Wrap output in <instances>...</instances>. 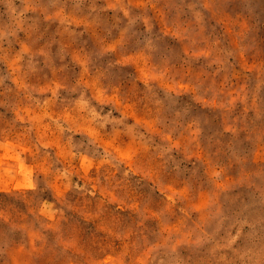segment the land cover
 <instances>
[{"label":"clouds","instance_id":"obj_1","mask_svg":"<svg viewBox=\"0 0 264 264\" xmlns=\"http://www.w3.org/2000/svg\"><path fill=\"white\" fill-rule=\"evenodd\" d=\"M0 3L7 4L10 15L6 30L0 29L3 31L0 50H4V37L9 35L19 44V50L8 59L7 76L0 75V87L15 94L25 90L28 101L23 109H12L15 113L12 126L15 127L16 121L29 124L27 131L31 133V125L39 124L44 131L37 130L36 152L40 148L56 149L55 156L46 152L42 163L33 160L28 164L27 156L23 160L20 156L34 155L32 145L18 143L10 134L0 139V149L18 153L7 157L12 163L6 164L5 170L17 173L19 165L27 177L20 180L14 175L15 182L10 181L7 188L0 187V192L10 197L22 193L26 197L29 192L37 191L44 177L48 195L44 197L41 214L45 209L51 210L57 197L67 201L71 194L76 198L106 200L129 220L137 217L135 232L106 231L109 244L105 250L111 248V251L102 264H110L117 247L128 264H264V183L250 175L229 182L228 176L237 174L227 173L223 167L197 169L194 161L203 160V155L181 149L182 139L189 143L201 141L209 127L208 114L226 111L231 122L224 131L234 134L241 113L245 119L249 116L257 121L264 119V109L260 106L264 91L260 84H255L257 91L253 93L249 81L228 79L222 65L211 68V74L203 79L182 75L175 68V61L162 65L152 39L160 31L159 26L151 22V16L143 15L144 32L149 34L143 48L132 45L126 57L113 55L109 61V67L119 66L124 71L125 80L101 88L83 80L84 74L91 70L86 60L80 59L75 51L67 52L63 41L55 37L45 40V32L41 31L42 25L58 20L60 25L75 24L71 30L75 35L81 27L77 21L98 11L95 0L87 8L83 7L85 0H79L75 7L72 0H62L54 10L39 6L34 0H21L23 6H18L16 0H0ZM115 10L112 0L102 9L103 12ZM120 11L125 18L131 16L126 7ZM30 13L39 14L42 20L29 22ZM194 16L197 21L202 18L199 11ZM129 23L135 20L129 19ZM21 31L26 39L20 38ZM63 31L67 33L68 28ZM163 36L171 40L178 33L170 36L164 32ZM53 43H61V67L70 62L79 69L71 88L60 83L54 88L45 87L40 82V77L47 76L45 69H50ZM8 44L11 48L13 41ZM109 53H115V48H105L100 55ZM37 56L44 57L43 66ZM240 56L244 58L246 52L241 51ZM136 57L145 62L151 59L153 64L162 66L159 71H146L144 65L136 63ZM25 63L27 74L37 79L39 87L34 84L28 90L29 85L22 83L21 70ZM244 70L243 65L232 68V71ZM62 90L71 95L60 101L58 112L49 111L60 100ZM0 107H5L4 101H0ZM44 120L48 123H43ZM49 133L50 137L45 139ZM20 135L23 133L17 137ZM185 161L192 163V169L199 173L194 193L183 182L190 178V173L195 174L186 164L181 169ZM236 162H240L239 157ZM57 164L60 167L53 172ZM49 175L54 176L51 182L47 179ZM129 186L143 195H117L118 190ZM201 192H207L208 196L202 197ZM68 206L71 208V204ZM49 213V218L54 219V214ZM147 228L154 230V238L149 239ZM22 247L0 248V264H21L18 252Z\"/></svg>","mask_w":264,"mask_h":264},{"label":"rangeland","instance_id":"obj_2","mask_svg":"<svg viewBox=\"0 0 264 264\" xmlns=\"http://www.w3.org/2000/svg\"><path fill=\"white\" fill-rule=\"evenodd\" d=\"M34 2L54 10L60 7L62 0ZM107 2L108 0H95L98 11L77 21L81 27L76 29L75 35L71 34L75 24L69 25L67 22L60 25L57 20L41 27V31L45 32V40L55 37L57 41H63L67 52L75 51L80 59L88 62L91 70L84 74L83 80L94 82L101 88L114 86L117 82L123 83L126 74L119 66L109 67V61L113 55L126 57L132 45L143 48L145 37L149 34L144 32L141 17L149 15L151 22L159 26L160 31L152 39L162 65L175 61V68L179 69L182 75H195L201 79L211 74V68L222 65L228 79L235 77L249 81L253 93L257 91L255 84H260L261 90L264 91V0H119V3L112 0L116 4V10L103 12ZM16 3L23 6L21 0H16ZM78 3L79 0H72L73 7ZM92 3L93 0H85L83 7L87 8ZM189 5H194V8L190 9ZM125 7L131 13L128 18L120 11ZM196 11L202 14L199 21L194 16ZM29 16V22L42 20L39 14L30 13ZM129 19L135 20V23L130 24ZM9 21L8 6L6 3H0V29L6 30L5 26ZM64 28H68L67 33L63 31ZM125 28L128 29L127 32L123 31ZM80 32L84 33L82 37L79 36ZM164 32H168L170 36L178 33V36L169 40L163 36ZM0 35H3V31H0ZM19 36L26 39L23 31ZM10 40L13 41L11 48L8 44ZM73 41H78V44ZM60 48L61 43L51 45L54 63L49 61L50 69H45L47 76L40 77V82L45 87L54 88L56 83L66 84L69 88L75 85L79 69L70 62L61 67ZM105 48H115V53L101 56L100 53ZM18 50L19 44L15 43L14 37H4V50H0V75L7 76L8 59ZM241 51L246 52L244 58L240 56ZM207 53L211 55H205ZM36 59L41 62L40 66H43L44 57L37 56ZM134 59L139 65H144L146 71H159L162 66L153 64L151 59L147 62L139 57ZM212 61L216 63L211 64ZM237 65H243L245 70L232 71ZM21 73L22 83L29 85L28 90L34 84L36 87L40 86L35 77L27 74L26 63ZM6 83L10 81L6 80ZM47 95H51V92ZM70 95L71 93L62 90L60 100L56 101L49 111L58 112L60 101ZM39 98L44 99L43 96ZM0 101L5 102V107H0V139L10 134L17 138L18 143L32 145L34 155L24 153L20 156L21 160L27 156L28 164H32L33 160L42 163L46 152H52L55 156V148H40L39 153L36 152L39 140L37 130L39 129L40 133L44 131L39 124L31 125V133L27 131L29 124L21 125L16 121L15 127L12 126L15 118L12 109H23L28 104L26 91L21 90L19 94L7 93L0 87ZM260 106L264 109V95L260 97ZM207 120L209 127L205 129L201 141L189 143L182 139L181 143L182 151L203 155V160L194 161L196 168L206 166L212 170L223 167L227 173L237 174L229 175V182L250 175L264 183V119L257 121L251 116L245 119L241 113V119L234 125L238 129L235 134L224 131L231 122L226 111L208 114ZM43 123L48 121L44 120ZM18 133L23 135L17 137ZM50 135L49 133L45 139ZM17 154L11 149H0V187H9L10 181L14 183V175L17 179L26 180L24 170L19 165L17 173L10 174L5 170L6 164L12 163L7 157ZM237 157L240 158L239 163L236 162ZM185 164L195 174L190 173V178L183 182L190 185L189 190L194 193L199 173L195 172L192 163L187 161L181 164V169ZM56 167L60 165H55L53 172ZM160 174L163 175L162 168ZM47 179L51 182L54 176L49 175ZM43 181L44 177H41L37 191L29 192L26 197L22 193L10 197L0 192V248L23 246L18 252L21 264H102L104 257L111 251V248L105 250L109 244L105 238L107 230L135 232L137 217L133 216L129 220L127 216L115 211V206L109 205L106 200L102 202L91 197L76 198L70 194L67 201L57 197L51 210L45 209V213L41 214L44 197L48 195ZM189 190H186V195ZM125 193L143 195L136 193V189L131 186L118 190L117 195L124 196ZM201 196L207 197L208 193L201 192ZM49 202L52 203L51 198ZM49 211L54 214V219L49 218ZM153 232L152 228L145 230L149 239L154 238ZM119 251L117 247L110 264H128V259L119 255Z\"/></svg>","mask_w":264,"mask_h":264}]
</instances>
